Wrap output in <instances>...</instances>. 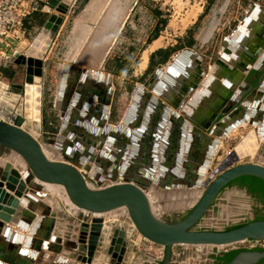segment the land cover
I'll use <instances>...</instances> for the list:
<instances>
[{
    "label": "crops",
    "instance_id": "0c3cea01",
    "mask_svg": "<svg viewBox=\"0 0 264 264\" xmlns=\"http://www.w3.org/2000/svg\"><path fill=\"white\" fill-rule=\"evenodd\" d=\"M48 1L39 0L38 4L45 5ZM254 6L257 10L250 16L243 32L233 40L234 32ZM165 8L168 9L165 3L160 5L155 0H84L75 16L63 19L44 58L42 84L46 95L49 81L55 83L56 77L53 107L63 122L68 109L61 111L55 104L64 66L86 68L103 56L98 68H90L91 79L87 83L83 86L76 82L73 84L69 106L75 91L81 86L85 93L80 96L78 103L81 107H76L73 117H81L96 129L90 120L103 113L101 106H107V123L118 126L128 120L129 124L124 127L127 132L119 139L112 140L108 136V142L101 148L84 142H75L74 146L83 152H89L91 147L94 159L99 155L104 158V170L98 171L91 161L84 166L93 164L90 178L93 177L95 187L127 179L138 184H158L164 192L162 199L172 203L173 209L169 206L168 210L176 211V206L197 197L200 187L196 185L206 180L217 152L226 147L236 150L237 145H229L231 139H243L249 132L257 134L259 130L253 124L254 119L257 120L253 111L254 106L264 104V89L261 87L264 84V0H205L203 5L189 8L177 20H169ZM34 10L40 13L32 12L26 18V32L21 43L30 42L31 34H35L51 14ZM123 38L129 41L127 48L130 54L125 55L127 57L116 55L130 61L131 55H135L134 50L137 54L132 65H124L120 70L112 63L111 56ZM184 50L195 55L183 56L181 64L168 80H154L155 72L165 73ZM50 57H58V65L47 66ZM218 60L220 63L216 64ZM4 64L0 67V80L3 82L6 81L3 80L5 75L11 76L9 72L13 69V64ZM71 73L74 77L75 72ZM261 73L263 76L260 78ZM208 76H211V81ZM234 97L235 101L231 102ZM242 106L248 110L245 111L248 114L245 123H241L244 112H239ZM31 117L33 119L28 121V125H40L42 130V117L40 120L35 115ZM229 127L231 129L226 133ZM219 137L223 138L214 148V141ZM76 138L82 139L80 134ZM224 153L218 160L226 156ZM32 190L35 198L51 205L61 218L66 217L67 223L77 225L71 219L77 217L80 210L66 201H57L46 193ZM35 206L43 207L40 203ZM24 208L21 205L13 221L6 224L11 232L26 237L34 223L23 219V210H27ZM102 216L115 230L122 229L126 221L124 211L119 209ZM180 216V212H175L162 218L174 221ZM20 222L27 223V230L21 227ZM32 238L36 240L37 236ZM9 240L10 237L6 240L0 238V252L15 245L10 240L11 245ZM25 241L23 238L14 247L33 253L31 264H57L59 257L66 260L62 254L49 251L44 246L40 251L26 247ZM173 252L175 257L171 264H215L218 254L179 246ZM163 256V248L136 232L130 237L127 264L132 260L133 264H162ZM0 263L4 262L0 260Z\"/></svg>",
    "mask_w": 264,
    "mask_h": 264
},
{
    "label": "water",
    "instance_id": "95a60500",
    "mask_svg": "<svg viewBox=\"0 0 264 264\" xmlns=\"http://www.w3.org/2000/svg\"><path fill=\"white\" fill-rule=\"evenodd\" d=\"M72 2L73 0H49L45 5L36 4L34 9L50 12V17L33 40L21 43L6 61L7 66L16 64L22 67V70L25 69L22 104L26 111H34L39 120L42 117L44 58ZM256 10L257 7L254 6L234 32L233 40L243 32L250 16ZM225 51H228V48ZM186 54L195 55L187 50L182 51L165 73L160 70L155 72L154 80H168ZM102 58L103 56L96 64L88 65L86 68L68 64L64 66L55 107L61 111L68 109V113L64 116L58 136L45 138L48 144L61 151L62 160H53L47 156L39 138L24 128L27 120L24 116H14L13 121L4 119L2 112L7 115L10 113L5 111L6 102L0 98V238L6 240L10 237L15 245L25 238L26 247L40 251L44 246L49 251L60 253L66 260H61L59 257L57 264L59 262L61 264H127V246L134 232L164 249L162 264H171L175 257L173 251L176 246L201 247L203 253L218 254L237 250L225 264H263L264 245L251 248H237L235 245L246 241H264V219L250 220L228 230L197 229L195 226L204 218L221 191L233 180L242 176H254L264 181V118L261 119L264 104L254 106L253 111L254 117L257 118L254 119L253 124L259 127L257 134L255 132L257 135L255 161L240 163L237 151L230 150L218 161L203 184L196 185L200 187L197 197L179 204L176 206V211L168 210L169 206L170 209L172 208V203L162 199L164 192L158 184L156 186L138 184L127 179L93 188L83 172L85 164L89 161L95 163L98 171L104 170L102 161L104 158L98 154L99 158L94 159L91 147L97 145L101 148L106 141L108 142L106 140L108 136L112 140L123 137L127 132L124 128L125 124H129V121L125 120L118 126H110L107 123V106H101L103 113H100L98 118L90 120L97 126L96 129L84 122L81 117L80 119L73 117L76 107H81L78 100L85 93V89H81V86L91 79L90 68H98ZM219 63L220 60L216 64ZM29 67H33V72H29ZM212 71L215 73L214 70ZM71 72L73 74L75 72L74 77ZM262 76L263 73L260 74V78ZM208 77L211 81V76ZM75 82L81 86L75 91L69 106V98ZM261 87L264 89V84ZM0 93H2L1 88ZM232 101H235V97ZM245 111L248 112L245 106L239 110L244 112L241 123H245L248 118ZM34 128L37 132H41V127L34 126ZM230 129L231 127L226 133ZM77 134H80L82 139L77 140ZM66 136L69 137L68 140L65 139ZM221 138L223 137L214 141V148L220 144ZM75 142L92 144L90 151L77 150L74 146ZM11 153L17 154L26 164L27 169L23 179L15 175L17 171L14 169L7 172V162L2 159ZM43 183L60 185L64 188L71 205L80 210L77 217L71 219L77 225L67 223L66 217L61 218L59 212L53 210L51 205L33 196L32 189L41 190ZM37 203L43 206L42 209L35 206ZM21 205L27 209L23 210V219L28 223H34L26 237L11 232L6 224L13 221ZM122 208L126 209L128 217L125 218L123 228L115 230L111 223L105 222L102 215ZM175 212H180L181 216L174 221L162 218ZM20 225L27 230V223L20 222ZM32 236H37L36 240H33ZM10 240V244L13 245ZM15 245L9 246L10 249L3 248L4 251L0 252V260L4 263L0 264H31L34 254L27 250V252L18 250ZM38 262H41V259ZM132 263L133 260L130 264Z\"/></svg>",
    "mask_w": 264,
    "mask_h": 264
},
{
    "label": "rangeland",
    "instance_id": "374dc122",
    "mask_svg": "<svg viewBox=\"0 0 264 264\" xmlns=\"http://www.w3.org/2000/svg\"><path fill=\"white\" fill-rule=\"evenodd\" d=\"M80 1L78 0L77 4L73 5L72 12L66 15L67 17L75 16L78 13L81 7V3L84 2V0H82L81 3ZM155 2H159L160 5L165 3V6H168V9L165 8V12H167L168 19L177 20L183 17V15L186 13V11L189 8H192L193 6L200 7L201 5H203L205 0H157V1L155 0ZM50 15L48 16L50 17ZM38 31H36L35 34L34 33L31 34L30 38L31 37L32 38L30 39V41L33 40V38L36 36ZM119 44L120 45L118 46V48L115 49V52L112 53V56H111L112 61L117 56L116 54H121L122 57L130 54V51L127 48L129 44L128 39L123 38L122 41L119 42ZM19 45L20 44H18L16 48ZM134 53L135 55H131L133 57L131 58L130 61L129 60L125 61L126 63L124 65L126 67L129 65H132L134 61L136 60L137 51L134 50ZM57 61H58V57L57 58L50 57L49 61H47V66L48 65H53V66L58 65ZM2 65L4 66L5 64L3 63ZM12 68L13 69H10V72H9L11 75L10 78H12V80L9 78V76L7 77L6 75L3 78V80L5 79L6 81L3 82L2 80H0V88L2 91V93H0L1 94L0 98H2V100L6 102L5 104L7 105V108H5V111L10 113L9 115H7L6 113L2 112L1 114L2 117H4V119H6L7 121H13L14 116L15 117L18 115L24 116L27 119L24 124V128L28 129L31 133H33L35 136L39 138V140L41 141L44 147L45 153H47V156L53 160H62L63 156H62L61 151L56 150L54 146L48 144L45 141V138L47 137L55 138L58 136L60 126L62 123L61 119L58 117L53 107V101H54V96L56 92V84H55L57 81L56 77H55V83L54 81H49V83H51V84L48 83L49 90L47 89L46 95H44L45 93L43 94V96L45 97V100L43 98V102H42L43 123L41 126L43 128L41 132H37L34 126L28 125L29 123L28 121L33 119L31 116L32 115L34 116L35 112L26 111L22 104L25 69L22 70V67L16 64H13ZM30 68H33V67H30ZM29 72L31 73L32 69H29ZM53 115L56 121L55 122L51 121V122H53L52 125H54V127L57 128L55 132L47 130V128L45 127V121L48 118H51ZM38 127H40V125ZM240 139H241L240 137L238 138L234 137L233 139L230 140L229 145L232 147L234 146L236 147V145L240 143L241 141ZM229 151L230 150L227 149L226 147L225 149H221L219 152H217V154H215L213 166L211 169H213L215 165L218 163L219 161L218 157H222L224 152L228 154ZM255 156H256L255 153L250 154V155L247 154L245 156H241L240 163L254 162ZM2 160L7 162V166H6L7 172L9 171L11 172L14 169L15 171H17V173L15 174L16 176H19L20 179L24 178L25 171L27 168H26L25 162L22 160L21 157H19L17 154L11 153L7 155L6 157H4ZM92 169H93V164L88 163L87 166L84 167L83 172L86 174L89 185L93 188H97L95 187L92 179L90 178ZM237 187H238L237 185H234L233 187L226 189L225 193H223V195L220 196L218 199V202H217L218 208L217 209L212 208L209 211V213L204 217L201 223L198 224L199 228H205L209 226H216L218 227V229L225 228L235 223L249 221V219L255 218L257 216L255 215L254 210L256 206L262 205L261 204L262 200L258 198L256 195L248 192L247 190L245 191L243 189H237ZM39 191L46 193L50 197L52 196L53 199H56L57 201L63 200L71 204L62 186H60V188L58 186L56 189H49L46 185L43 184L42 189ZM119 210L124 211V215H127V211L125 208H122ZM256 245H264V241H259V242L246 241V242L238 243L235 246L237 248H243V247L251 248V247H255ZM200 248L201 247H194L193 250L200 249ZM226 248H229V247H226Z\"/></svg>",
    "mask_w": 264,
    "mask_h": 264
},
{
    "label": "built area",
    "instance_id": "2783aa9c",
    "mask_svg": "<svg viewBox=\"0 0 264 264\" xmlns=\"http://www.w3.org/2000/svg\"><path fill=\"white\" fill-rule=\"evenodd\" d=\"M75 1L73 0L68 14L72 12ZM38 3L39 0H0V66L10 58L16 46L22 42L26 32L25 20Z\"/></svg>",
    "mask_w": 264,
    "mask_h": 264
},
{
    "label": "trees",
    "instance_id": "16d2710c",
    "mask_svg": "<svg viewBox=\"0 0 264 264\" xmlns=\"http://www.w3.org/2000/svg\"><path fill=\"white\" fill-rule=\"evenodd\" d=\"M33 12H36L35 14L40 13L39 11H35V10H33ZM40 22L42 23L43 19H41ZM112 63L116 66V69L122 70L124 68L125 58L116 56L114 60L112 61ZM51 121L53 122L56 121L54 118V115L45 121V127L47 128V130L55 132L57 128L54 127V125H52L53 122ZM233 185L246 188L248 192L256 195L258 198H260L264 202V181L261 180L260 178H257L254 176H242V177H239L233 180L232 182L228 184V186H233ZM256 219H264V214L260 215L258 213V216L256 217ZM246 222L248 221L231 225L227 227L226 229L228 230L231 228L238 227L241 224H244ZM236 252L237 250H231L228 252H221L217 254L215 256V264H225L236 254Z\"/></svg>",
    "mask_w": 264,
    "mask_h": 264
},
{
    "label": "bare ground",
    "instance_id": "6f19581e",
    "mask_svg": "<svg viewBox=\"0 0 264 264\" xmlns=\"http://www.w3.org/2000/svg\"><path fill=\"white\" fill-rule=\"evenodd\" d=\"M39 42L41 44L40 40ZM29 69H32L33 72V68L29 67ZM256 148H257V135L255 134V132L251 131L243 139H241L240 143L237 145L236 151L238 152V154H240L241 157L247 154L250 155L255 153ZM43 184L46 185L49 189H56L58 186L60 188V185L46 184V183Z\"/></svg>",
    "mask_w": 264,
    "mask_h": 264
},
{
    "label": "flooded vegetation",
    "instance_id": "af4514ba",
    "mask_svg": "<svg viewBox=\"0 0 264 264\" xmlns=\"http://www.w3.org/2000/svg\"><path fill=\"white\" fill-rule=\"evenodd\" d=\"M234 186V185H233ZM233 186H227V187H225L222 191H221V193L217 196V198H216V200L213 202V204L211 205V207H210V209H209V211L212 209V208H214V209H217L218 207H217V202H218V199H219V197L220 196H222L223 195V193H225V191H226V189H228V188H230V187H233ZM237 189H243V190H247L246 188H244V187H237ZM262 205L260 206V205H258V206H256V208H255V215H257L258 216V213L260 214V215H262V214H264V202L262 201V203H261ZM209 211L206 213V215L209 213ZM205 215V216H206ZM204 216V217H205ZM256 216V217H257ZM256 217L255 218H252V219H249V221L250 220H254V219H256ZM204 219V218H203ZM202 219V220H203ZM201 220V221H202ZM201 221L199 222V223H201ZM245 222V221H244ZM198 223V224H199ZM239 223H242V222H239ZM198 224L195 226L197 229H214V230H223V229H226L227 227H225V228H220V229H218V227H216V226H209V227H205V228H199L198 227ZM235 224H238V223H235ZM234 225V224H233ZM229 227V226H228Z\"/></svg>",
    "mask_w": 264,
    "mask_h": 264
}]
</instances>
